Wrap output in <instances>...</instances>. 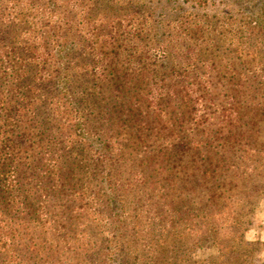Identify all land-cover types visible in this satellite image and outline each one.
Returning <instances> with one entry per match:
<instances>
[{
    "label": "rangeland",
    "instance_id": "obj_1",
    "mask_svg": "<svg viewBox=\"0 0 264 264\" xmlns=\"http://www.w3.org/2000/svg\"><path fill=\"white\" fill-rule=\"evenodd\" d=\"M51 1L81 20L87 48H103L102 33L136 21L183 53L193 47L184 63L209 56L203 69L223 71L239 58L264 76V0H43ZM12 55L0 47L3 94L18 72ZM42 93L26 107L0 104V264H264V174L248 194L203 207L183 185L181 162L149 160L123 131L111 149L90 138L67 150L66 132H37L27 115L16 123L31 112L59 122L71 115L65 94ZM259 141L264 149V132Z\"/></svg>",
    "mask_w": 264,
    "mask_h": 264
},
{
    "label": "trees",
    "instance_id": "obj_2",
    "mask_svg": "<svg viewBox=\"0 0 264 264\" xmlns=\"http://www.w3.org/2000/svg\"><path fill=\"white\" fill-rule=\"evenodd\" d=\"M50 3L0 1V47H8L19 64L9 93L0 89V104L20 108L24 100L26 107L45 92L65 94L74 107L62 122L31 112L17 115L16 123L27 115L37 132L60 131L61 138L66 132L67 150L90 144V138L111 149L123 131L126 142L140 145L149 160L181 162L182 181L203 207L256 188V176L264 174L256 157L264 154L258 143L264 132L260 69L244 67L239 58L225 60L223 71L215 64L203 69L209 56L184 63L193 47L183 53L144 33L136 21L102 33L103 48H87L77 27L81 20ZM210 75L217 78H204ZM79 82L75 91L71 85Z\"/></svg>",
    "mask_w": 264,
    "mask_h": 264
}]
</instances>
